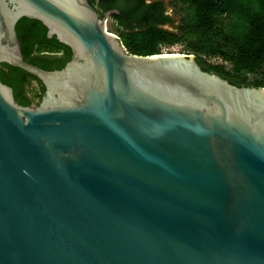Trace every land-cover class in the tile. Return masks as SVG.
<instances>
[{"label":"water","instance_id":"1","mask_svg":"<svg viewBox=\"0 0 264 264\" xmlns=\"http://www.w3.org/2000/svg\"><path fill=\"white\" fill-rule=\"evenodd\" d=\"M118 11V10H114ZM89 0H0V264H264V86L130 52ZM40 20L73 59L25 60Z\"/></svg>","mask_w":264,"mask_h":264},{"label":"trees","instance_id":"2","mask_svg":"<svg viewBox=\"0 0 264 264\" xmlns=\"http://www.w3.org/2000/svg\"><path fill=\"white\" fill-rule=\"evenodd\" d=\"M175 1L180 4V23L178 28L172 29L165 27L172 24V17L163 16L162 12L156 15L151 10L154 6L157 9L162 2L144 5L143 0H138L131 8H126V5L121 7L117 0H91V4L97 5L98 10H108L111 8L108 6L110 3L119 9L111 16L120 25V38L132 53H162L164 46L182 44L185 53L194 54L203 69L215 72L233 84L264 86V76L254 80L249 76L257 73L264 75V0ZM143 9L148 12H143ZM16 29L25 60L29 61L34 57L39 59L42 68L51 70L52 66L46 64V58L42 59V52L45 50L64 49L70 58L71 48L60 42L55 35L51 39L47 38V27L40 20L23 17ZM33 43L37 44V48L30 49ZM210 58H219L224 63L212 64ZM58 64L59 68L64 66L60 60ZM7 65L9 64L1 63L0 78L16 90L18 84L9 80L5 71ZM9 66L19 78V73L24 72L37 79L35 75L19 67ZM39 91L38 88L37 93ZM17 92L16 97L19 96ZM36 96L32 99L35 100ZM20 101L30 104L31 99L21 96Z\"/></svg>","mask_w":264,"mask_h":264},{"label":"flooded vegetation","instance_id":"3","mask_svg":"<svg viewBox=\"0 0 264 264\" xmlns=\"http://www.w3.org/2000/svg\"><path fill=\"white\" fill-rule=\"evenodd\" d=\"M90 2H91V0H89ZM105 1H107V0H105ZM118 1V3L117 4H119L121 7H124L125 5H126V8H131L133 5H135L136 3H137V1L138 0H117ZM154 2H159V3H161L162 2V4L161 5H158L157 6V9H156V7L154 6V8L153 9H151L152 11H154V14H156V15H158V14H160V12H162L163 13V16H166V17H172L173 18V14L171 13V10L169 9V6H168V4H167V0H143V4L144 5H147V4H152V3H154ZM93 5V4H92ZM108 6H110L111 8H109L108 10H106V11H104L103 9H101L100 8V10H98V7H97V5H95V7H96V9L102 14V15H104L107 11H112L111 12V14L113 13V12H118L119 11V9L117 8V7H114L115 5H113L112 3H110ZM114 10H118V11H114ZM150 11V10H149ZM143 12H148V11H145L144 9H143ZM111 14L109 15V16H111ZM23 18V17H22ZM19 22V21H18ZM136 22L134 21L133 22V24H135ZM17 26V25H16ZM54 36V35H53ZM53 36H50L49 35V31H48V28H47V31H46V37L47 38H49V39H51V38H53ZM21 45H22V42H21ZM34 49V48H37V44H35V43H33V44H31V46H30V49ZM71 51H72V49H71ZM22 52H23V50H22ZM43 53V57H42V59H44V58H46V64H49V65H51L52 66V69L51 70H56V69H61V68H59L58 67V61L60 60V63H64V66L70 61V60H72L73 59V52L71 53V56H70V58H69V55L68 54H66L65 53V50L64 49H61L60 51H44V52H42ZM36 58H34V57H31L30 58V60H29V62L30 61H35V62H30V63H33V64H35V65H37V66H39V67H41V64L39 63V59H36ZM10 65V64H9ZM9 65H7L6 67H5V71H6V73H7V76H8V78H9V80H11V82H13V83H17L18 84V86H17V89L15 90V87H13V86H10L11 88H12V90H13V95H14V97H15V99H16V101L17 102H19L20 104H22V105H26V106H35V105H38L40 102H41V100H42V98H43V96L45 95V93H46V86H45V84H44V82L39 78V77H37L36 75V77H37V79L35 78H32L29 74H26V73H24V72H21V73H19V75H20V78L18 77V76H16V75H14V73H13V69H12V67L11 66H9ZM13 66V65H12ZM50 66V67H51ZM63 66V67H64ZM15 67H17V66H15ZM62 67V68H63ZM20 68V67H19ZM21 69H23V68H21ZM23 70H25V69H23ZM47 70V69H46ZM26 71V70H25ZM26 72H28V71H26ZM28 73H30V72H28ZM32 74V73H31ZM34 75V74H33ZM34 84H36L37 85V87L40 89V91L36 94L37 96H36V99L34 100V99H32V97H33V95L31 94V91L33 90V85ZM8 85V84H7ZM17 90H18V92H17ZM17 92V94L19 95V96H17L16 97V93ZM21 96H23L25 99H27V100H30L31 99V102H30V104L29 103H22L21 101H20V97ZM33 100V101H32Z\"/></svg>","mask_w":264,"mask_h":264},{"label":"rangeland","instance_id":"4","mask_svg":"<svg viewBox=\"0 0 264 264\" xmlns=\"http://www.w3.org/2000/svg\"><path fill=\"white\" fill-rule=\"evenodd\" d=\"M167 4L169 6V9L171 10V13L173 14V20H172V24H167L165 25L166 28H178L179 23H180V4L177 3L175 0H167ZM107 28L110 32H113L115 34H117L118 36H120L121 34V27L118 24V22L116 21V19H114L112 16L108 17V21H107ZM172 53V52H178V53H185L184 51V45L182 44H176L173 46H164L162 48V53ZM187 54V53H186ZM210 62L212 64H220V63H224L221 59L219 58H210ZM227 66L229 67L230 64L226 63ZM250 79L254 80L257 78H262L264 75L262 73H257V74H250ZM33 90L31 91V94L33 96L36 95L38 88L37 85L34 84L33 85Z\"/></svg>","mask_w":264,"mask_h":264},{"label":"built area","instance_id":"5","mask_svg":"<svg viewBox=\"0 0 264 264\" xmlns=\"http://www.w3.org/2000/svg\"><path fill=\"white\" fill-rule=\"evenodd\" d=\"M164 53H166V52H164Z\"/></svg>","mask_w":264,"mask_h":264}]
</instances>
